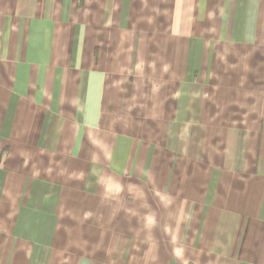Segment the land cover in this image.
I'll return each instance as SVG.
<instances>
[{
  "label": "crops",
  "instance_id": "crops-1",
  "mask_svg": "<svg viewBox=\"0 0 264 264\" xmlns=\"http://www.w3.org/2000/svg\"><path fill=\"white\" fill-rule=\"evenodd\" d=\"M0 264H264V0H0Z\"/></svg>",
  "mask_w": 264,
  "mask_h": 264
}]
</instances>
